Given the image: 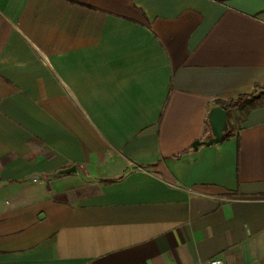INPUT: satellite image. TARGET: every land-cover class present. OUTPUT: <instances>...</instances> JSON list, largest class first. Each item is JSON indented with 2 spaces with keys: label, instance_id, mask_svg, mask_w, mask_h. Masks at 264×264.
Listing matches in <instances>:
<instances>
[{
  "label": "crops",
  "instance_id": "1",
  "mask_svg": "<svg viewBox=\"0 0 264 264\" xmlns=\"http://www.w3.org/2000/svg\"><path fill=\"white\" fill-rule=\"evenodd\" d=\"M255 87L264 0H0V264H264Z\"/></svg>",
  "mask_w": 264,
  "mask_h": 264
},
{
  "label": "trees",
  "instance_id": "2",
  "mask_svg": "<svg viewBox=\"0 0 264 264\" xmlns=\"http://www.w3.org/2000/svg\"><path fill=\"white\" fill-rule=\"evenodd\" d=\"M216 3L223 4L230 0H213ZM259 89V91H257ZM220 107L227 112V130L223 140L230 137L236 129V123L242 121L245 116L252 110L264 105V87H255L253 93L241 95L235 100L219 102ZM230 117L235 118L236 123L230 124Z\"/></svg>",
  "mask_w": 264,
  "mask_h": 264
},
{
  "label": "water",
  "instance_id": "3",
  "mask_svg": "<svg viewBox=\"0 0 264 264\" xmlns=\"http://www.w3.org/2000/svg\"><path fill=\"white\" fill-rule=\"evenodd\" d=\"M208 125L211 132V137L205 141H197L193 144L192 149L196 150L200 146H211L220 143L227 130V112L221 107H214L208 114ZM76 173L75 167L62 169L57 171L53 176ZM38 177H32L35 179Z\"/></svg>",
  "mask_w": 264,
  "mask_h": 264
},
{
  "label": "built area",
  "instance_id": "4",
  "mask_svg": "<svg viewBox=\"0 0 264 264\" xmlns=\"http://www.w3.org/2000/svg\"><path fill=\"white\" fill-rule=\"evenodd\" d=\"M205 264H227V263L220 258H215Z\"/></svg>",
  "mask_w": 264,
  "mask_h": 264
}]
</instances>
